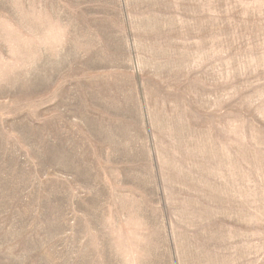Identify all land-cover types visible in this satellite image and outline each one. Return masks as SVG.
Returning <instances> with one entry per match:
<instances>
[{
	"label": "rangeland",
	"instance_id": "1",
	"mask_svg": "<svg viewBox=\"0 0 264 264\" xmlns=\"http://www.w3.org/2000/svg\"><path fill=\"white\" fill-rule=\"evenodd\" d=\"M0 264H264V0H0Z\"/></svg>",
	"mask_w": 264,
	"mask_h": 264
}]
</instances>
